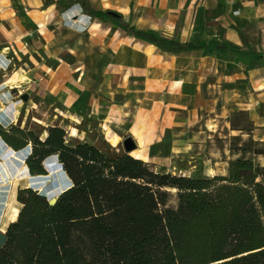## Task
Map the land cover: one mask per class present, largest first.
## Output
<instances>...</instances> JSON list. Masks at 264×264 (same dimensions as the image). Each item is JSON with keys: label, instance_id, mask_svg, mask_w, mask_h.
Returning <instances> with one entry per match:
<instances>
[{"label": "crops", "instance_id": "1", "mask_svg": "<svg viewBox=\"0 0 264 264\" xmlns=\"http://www.w3.org/2000/svg\"><path fill=\"white\" fill-rule=\"evenodd\" d=\"M105 9L194 46L88 13ZM0 62L28 75L67 132L95 120L109 140L131 134L149 163L165 138L241 131L230 119L241 111L264 132V0H0Z\"/></svg>", "mask_w": 264, "mask_h": 264}, {"label": "trees", "instance_id": "2", "mask_svg": "<svg viewBox=\"0 0 264 264\" xmlns=\"http://www.w3.org/2000/svg\"><path fill=\"white\" fill-rule=\"evenodd\" d=\"M88 13L165 47L194 46L136 30L115 10ZM46 129L42 139L34 130L0 124L15 150L32 144L31 174H47L43 162L57 154L70 178L54 202L19 188L23 207L6 230L0 264H264V166L255 157L264 150L252 138L238 147L227 174L187 176L156 171L128 152L109 156L86 140L69 144L62 126Z\"/></svg>", "mask_w": 264, "mask_h": 264}, {"label": "rangeland", "instance_id": "3", "mask_svg": "<svg viewBox=\"0 0 264 264\" xmlns=\"http://www.w3.org/2000/svg\"><path fill=\"white\" fill-rule=\"evenodd\" d=\"M16 69V66H10L4 70H1L0 73L6 71L7 73H11ZM0 74V78H1ZM8 89L5 88L1 90V93L7 92ZM10 97L5 100L8 105L9 102L21 103L22 113L16 121L9 119L7 116L5 118H1L2 113H0V124L5 128H10L13 125L20 126L26 130H34L36 134L41 138L42 132L49 125H58V121L60 119L54 116L55 111L54 107L50 106V100L45 99L42 103L39 104L41 100L40 95H35V93L28 88V83L24 82L21 86L16 87L10 90ZM23 93H28V100H24L22 98ZM35 101V102H33ZM6 114V113H5ZM35 117L42 119L46 125L39 123ZM26 119L25 123L23 120ZM231 125L234 128H242V132H238L237 130L234 133L228 135L220 134L216 132L214 135L203 138V137H195L191 140H173L170 137L165 138L162 143L165 146L163 153H158L152 158H154V163H149L148 165L160 172H170L175 175H187V176H212V174H227L230 171V167L232 163L238 158L240 155L237 152L238 147H240L241 143L247 139L252 138L255 140V146L258 148H263L264 150V132L261 134H254L253 130V122L250 119V116L241 111L234 116H231ZM68 129V125H76V123L68 124L67 122H63ZM79 128L86 130L84 133L85 137L83 140H87L91 143H96L98 147L103 150L109 156H116L119 154L127 153L125 151L124 145L122 143L125 136L118 137L119 143L118 145H112V141L107 139V134L105 133L103 127L95 120H90L89 118L84 119L83 121L78 123ZM70 131L67 132V143L76 144L78 141H83L77 137L70 136ZM124 135V134H123ZM194 135V134H193ZM234 135L241 136V140L237 141L233 139ZM175 142L177 146L183 147V149H177L175 152L170 150V147ZM0 146H2L0 142ZM175 146V145H174ZM186 146V148H184ZM3 147V146H2ZM138 148V147H137ZM135 148L130 152V154H141L140 152H135L137 149ZM3 150V148L1 149ZM22 151V149H21ZM12 149L4 150L0 152V161H4L7 157L10 156ZM237 152V153H236ZM6 153V158L2 155ZM23 153V152H22ZM246 157H250L251 152L248 151L245 153ZM256 157V161L261 163L264 166V154H260ZM151 158V157H150ZM149 159V156H147ZM144 160V159H143ZM26 162V161H25ZM20 161L13 160L11 158L7 165L10 168V176L6 175L5 180L0 177V227L3 225L4 221V211L7 207L8 195L11 188L10 180L12 176H15L17 171V166L20 165ZM48 172V171H47ZM12 175V176H11ZM59 179V178H58ZM259 180L264 181V176H260ZM70 184V180L67 177H62L60 180H57L54 189L50 193L54 195L60 191L61 188H65ZM50 195V196H51ZM49 196V195H48ZM178 202L177 196H171L168 204L171 206H176Z\"/></svg>", "mask_w": 264, "mask_h": 264}, {"label": "bare ground", "instance_id": "4", "mask_svg": "<svg viewBox=\"0 0 264 264\" xmlns=\"http://www.w3.org/2000/svg\"><path fill=\"white\" fill-rule=\"evenodd\" d=\"M6 64H2L0 62V72L1 70L6 69ZM2 76L0 78V113H2L1 118H5L7 116L9 119L16 121L19 116L22 113L21 110V103L16 102H9L8 105L6 104L5 100H7L11 93L10 90L21 86L24 82L28 81V75L21 70L20 68L15 69L11 73H7L4 71L3 73H0ZM7 88L8 91L1 93V90ZM6 113V114H5ZM35 119L41 123L46 125V123L40 119L35 117ZM26 119L23 120V123H25ZM70 136L77 137L82 139L84 137L83 133H79L76 128L72 127L70 128ZM48 136L47 129H44L42 132V139H45ZM113 145H118L119 138L118 136L110 138ZM10 150V148H9ZM32 151V144H28L26 147L22 149V152L24 155H28ZM135 152H140V149H136ZM6 153L2 155L6 158ZM134 156L138 158H142L144 160H147L146 155L141 154H135ZM13 158V160L20 161V165L17 166V171L15 176L11 177L10 184L11 188L8 195V201H7V207L4 211V221L3 225L0 227V231H6L9 224L11 222H14L18 219L19 213L23 207V203L20 202L17 198L18 190L19 188H26L31 187L34 189H38L40 193L51 195L50 193L54 189V185L57 180H60V178L67 177L69 180L67 173L61 169L58 166L59 159L57 154H52L48 156L44 162L47 166L48 173L47 174H31L29 172L28 165L26 164L24 158L17 156L16 153L12 150L10 153V156L7 157L4 161H0V177L1 179L5 180L6 175L10 176V168L7 165V162ZM6 174V175H5ZM59 178V179H58ZM52 196V195H51Z\"/></svg>", "mask_w": 264, "mask_h": 264}, {"label": "water", "instance_id": "5", "mask_svg": "<svg viewBox=\"0 0 264 264\" xmlns=\"http://www.w3.org/2000/svg\"><path fill=\"white\" fill-rule=\"evenodd\" d=\"M28 97H29V94L28 93H23L22 94V98L24 99V100H28ZM0 142H1V144H2V146H0V152L2 151H4V150H7V149H12L15 153H16V155L17 156H20V157H22V158H24V160L26 161V158H27V156L26 155H24L23 153H22V151H21V149L20 150H15L14 148H12L11 146H9L5 141H4V139L2 138V136L0 135ZM122 143H123V145H124V148H125V151L126 152H128V153H130L132 150H134L135 148H137L138 147V143L136 142V140L134 139V137L131 135V134H129V135H127V136H125L124 137V139H123V141H122ZM3 148V150H1ZM43 166L45 167V169L48 171V169H47V166L45 165V162H43ZM58 166L61 168V169H63V165H62V163L59 161V163H58ZM29 172H30V170H29ZM68 187V186H67ZM67 187H65V188H61L60 189V191L58 192V193H56V194H54V195H52V196H48L47 194H45V195H47L48 196V198H49V200L51 201V202H54V201H56V199H57V197L60 195V193L64 190V189H66ZM37 191H39L38 189H36ZM40 192V191H39ZM41 194H43V193H41ZM7 239H8V236H7V234H6V231H0V246L1 245H4L5 244V242L7 241Z\"/></svg>", "mask_w": 264, "mask_h": 264}]
</instances>
